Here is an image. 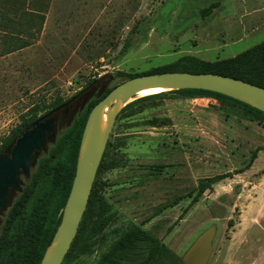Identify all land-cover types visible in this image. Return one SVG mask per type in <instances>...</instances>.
Instances as JSON below:
<instances>
[{
    "label": "rangeland",
    "instance_id": "1",
    "mask_svg": "<svg viewBox=\"0 0 264 264\" xmlns=\"http://www.w3.org/2000/svg\"><path fill=\"white\" fill-rule=\"evenodd\" d=\"M37 14L41 26H29ZM0 20L20 32L1 37L0 50L30 41L0 57V151L58 99L79 98L57 139L97 93L128 80L121 73L184 56L215 63L264 41V0H9ZM142 98L119 112L95 180L96 197L118 218L108 241L134 222L182 259L214 226L208 264H264V121L209 97ZM228 173L198 193L200 179ZM104 250L75 251L63 264H94Z\"/></svg>",
    "mask_w": 264,
    "mask_h": 264
},
{
    "label": "trees",
    "instance_id": "2",
    "mask_svg": "<svg viewBox=\"0 0 264 264\" xmlns=\"http://www.w3.org/2000/svg\"><path fill=\"white\" fill-rule=\"evenodd\" d=\"M7 4H9V0H0V13ZM42 18V15L39 14L33 16L29 26L40 27L42 22L35 23V19ZM1 23L8 24L0 20V40L8 37L15 39L20 34L8 25ZM28 46H30V41L21 39L18 44L14 43L1 49L0 57L23 50ZM128 48L129 43H126L123 51ZM161 72L220 74L264 87V41L235 57L215 63L184 56L170 65L158 67L148 72L136 75L121 73V75L127 76L129 80L134 77ZM113 88L101 97L95 98L86 109L80 112L72 124L58 136L56 143L50 146L48 153H44L38 160L31 178L26 181L22 191L5 216L0 231V264H40L42 262L61 223L72 189L82 136L89 114L93 107ZM170 94H179L183 97H209L231 107L249 111L259 120L264 121V112L259 109L226 95L206 90L166 91L143 97L139 101L164 100ZM64 103L66 102L58 99L53 103L52 110ZM135 104V102L128 104L123 111ZM34 116L35 114L13 131L4 143L2 150L24 129L39 119ZM105 155L106 151L97 176L102 170ZM231 176L232 174L228 173L200 179L198 193L203 194L215 183ZM95 184L96 181L78 232L64 262L69 260L75 251L92 254L97 249L104 248L105 250L94 264H183L182 259H178L176 254L164 245L158 237L142 229L134 222L118 225L114 229L115 237L112 241H108L106 228L110 222L116 223L115 219L118 220V218L114 216L111 206L104 198L96 197Z\"/></svg>",
    "mask_w": 264,
    "mask_h": 264
},
{
    "label": "water",
    "instance_id": "3",
    "mask_svg": "<svg viewBox=\"0 0 264 264\" xmlns=\"http://www.w3.org/2000/svg\"><path fill=\"white\" fill-rule=\"evenodd\" d=\"M206 90L220 93L264 112V87L213 73L161 72L126 80L114 87L92 109L82 136L76 175L61 223L40 264H63L83 219L97 173L107 148L110 133L119 112L143 90ZM101 94L98 95L100 97ZM73 99L43 115L0 152V231L5 214L31 178L40 155L56 143L59 120L68 117L62 111ZM106 112V127L102 117ZM64 114V115H63ZM216 227L203 233L182 258L183 264H208L213 252Z\"/></svg>",
    "mask_w": 264,
    "mask_h": 264
},
{
    "label": "bare ground",
    "instance_id": "4",
    "mask_svg": "<svg viewBox=\"0 0 264 264\" xmlns=\"http://www.w3.org/2000/svg\"><path fill=\"white\" fill-rule=\"evenodd\" d=\"M166 92L165 90H159V89H149V90H143L137 94V97H146V96H152V95H157ZM106 122H107V115L106 112L104 113L102 117V128L106 127Z\"/></svg>",
    "mask_w": 264,
    "mask_h": 264
},
{
    "label": "flooded vegetation",
    "instance_id": "5",
    "mask_svg": "<svg viewBox=\"0 0 264 264\" xmlns=\"http://www.w3.org/2000/svg\"><path fill=\"white\" fill-rule=\"evenodd\" d=\"M100 93H98L96 96V98H99L98 97V95H99ZM79 98L78 97H75V98H73V101L67 106V107H65V108H63L62 109V111H64V110H69V113H70V110H71V108L74 106V104H76L77 103V100H78ZM64 115V114H63ZM65 119V118H64ZM64 121V120H63Z\"/></svg>",
    "mask_w": 264,
    "mask_h": 264
}]
</instances>
